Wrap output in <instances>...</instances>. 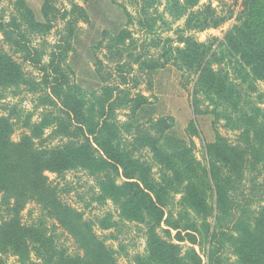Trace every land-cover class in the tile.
<instances>
[{
	"label": "trees",
	"instance_id": "trees-1",
	"mask_svg": "<svg viewBox=\"0 0 264 264\" xmlns=\"http://www.w3.org/2000/svg\"><path fill=\"white\" fill-rule=\"evenodd\" d=\"M79 1L73 13L86 29L71 17L50 49L45 40L34 43L60 13L47 0L40 9L15 0L8 16L0 9V264L8 257L18 264H119L121 255L129 264H264V0H240L236 22L221 39L198 43L187 36L182 47L170 39L168 50L160 49L163 63L138 59L149 74L170 64L192 76L190 144L178 138L171 149L173 117L157 115L150 99L131 92L119 59L135 42L127 25L153 27L149 10L162 1L176 22L195 1ZM199 13L194 24L190 13L176 35L217 28L233 14L210 3ZM102 33L117 38L119 83H109L117 72H104L93 50ZM22 94L31 97V110ZM199 117H211L214 131L203 143V162L191 140L199 136ZM70 172L94 182L86 207L110 203L115 213L87 219L64 201L62 194L73 189L65 181ZM29 205L38 215L25 223ZM126 223L144 238L143 253L131 258L122 243L117 249L107 244ZM63 235L73 252L60 241Z\"/></svg>",
	"mask_w": 264,
	"mask_h": 264
},
{
	"label": "rangeland",
	"instance_id": "rangeland-1",
	"mask_svg": "<svg viewBox=\"0 0 264 264\" xmlns=\"http://www.w3.org/2000/svg\"><path fill=\"white\" fill-rule=\"evenodd\" d=\"M15 0H3L0 3V9L5 11V16H8L12 13L16 6L14 5ZM28 4L35 5L40 9L42 0H26ZM124 2V0H121ZM179 2H183L185 0H178ZM194 6L191 10L185 12L184 16H182L178 21H171L170 17L167 13H164V5L165 1H162L158 5H154L149 11L150 15V24L154 21V26L151 28H142L140 25L134 21L132 24L126 26V29L133 33V37L135 42L131 47L126 48L127 52L123 54V56L119 59L120 61V69L119 72L123 73L128 79V86L132 93H141L154 104L156 113L159 116H167L170 115L174 119V126L172 131V138L168 140L170 145H167V149H171L172 145L177 146V139H183L185 144L189 145V137L187 138V121L192 118L189 114L190 105H189V93L191 92L193 83L192 76L187 75L185 73L179 72L175 67L167 64L164 68L155 70L153 73H148V68L143 66L141 69L140 64H137L138 59L140 61H145L147 65L153 64L155 59H160V63H163V59L159 58L161 55V48L163 51L168 50V40L172 39L173 44L182 47L184 45V40H186L187 36H191V38L195 39L198 43H211L213 39H221L226 31H228L236 22L237 12L239 10V5L241 3L240 0H194ZM73 3H77L82 5V2L79 0H47V4L50 7H55L56 10L60 11L57 20L52 22V28L48 32L49 34L44 37H36L34 38L35 44H43V40H45L48 44H45L49 49L50 46L54 43L58 42L60 37L67 32L66 24L67 21L71 20L73 17V24L78 29H86V26L81 23L78 15L73 13ZM210 3L212 7L217 8L219 11H228V9L232 8V18L226 20V22L220 25L217 28H209L205 30L194 29L191 33L185 32L183 35H176V32L184 26L186 19H188L189 14L192 13L191 24L197 23L200 20V7L204 4ZM128 5V4H127ZM157 10V11H156ZM63 11H67L70 15H65L63 19H61V15H63ZM129 11L131 12L133 18L136 17V9L132 8L129 5ZM163 14V15H161ZM75 15V16H74ZM162 16L163 18H161ZM138 17V15H137ZM153 20V21H152ZM198 25V24H197ZM100 31H104L102 27H100ZM104 33V32H103ZM102 33L101 45L99 47H93L95 51V55L97 60L103 64V71L106 73H114L117 72L116 65L114 61H117L118 55L113 50L115 45L117 44V38L112 36L111 34ZM128 44V41L124 43V45ZM50 45V46H49ZM157 46L159 48H157ZM164 57L163 55H161ZM16 57V56H15ZM17 58V57H16ZM113 59V60H110ZM140 62V63H141ZM94 67V63L91 64ZM25 70L29 73H33L36 75V71L25 64ZM103 72V73H104ZM113 74L109 80V83H119L118 73ZM260 90H264V85H260ZM20 98H23V107L27 110H31L32 103L31 97L26 95H21ZM12 101L10 98L6 99V102ZM16 101V100H14ZM5 102V101H2ZM1 109V106H0ZM1 113V110H0ZM120 119H122L121 114ZM211 117L198 118L197 126L199 136L192 137L191 140L194 144V154L197 160L203 162V143L210 142L214 139V131L211 128ZM219 129V128H218ZM220 134L225 135L232 138V134L226 132L224 129L218 130ZM19 131H17L13 140H17L19 138ZM200 133L203 140L200 138ZM50 181L57 182L58 180L54 175L48 174ZM65 181L72 186V191L68 194L63 193L62 198L64 201L72 205L73 207L84 211L85 218L94 219L96 216H102L105 212L111 211L115 213L114 207L107 203L103 206H98L93 203L91 206L86 207V204L89 202V189L94 185L92 179L84 174V172H70L66 175ZM82 197V199L80 198ZM179 197V196H178ZM31 213V215H30ZM38 215V210L34 205H29L26 210L23 212V222H30L32 217H36ZM117 235V240L112 241L108 240L107 244L113 249L118 248V243H122L126 252L130 255L137 253H143L144 251V238L141 232L138 230V227L134 224H121L120 227L114 231ZM97 234L100 236L108 235V232H100L97 231ZM60 241L69 248L70 252H73L75 247L73 246L72 241L69 238H66V235L60 236ZM129 258L124 256H119L118 262L119 264H129ZM8 264H18L16 258L8 257Z\"/></svg>",
	"mask_w": 264,
	"mask_h": 264
}]
</instances>
